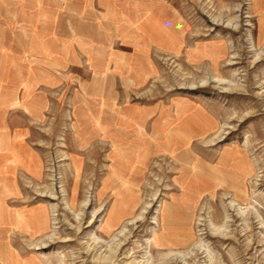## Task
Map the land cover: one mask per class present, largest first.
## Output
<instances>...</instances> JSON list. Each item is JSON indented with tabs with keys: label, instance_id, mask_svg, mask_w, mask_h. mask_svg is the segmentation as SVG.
I'll list each match as a JSON object with an SVG mask.
<instances>
[{
	"label": "rangeland",
	"instance_id": "rangeland-1",
	"mask_svg": "<svg viewBox=\"0 0 264 264\" xmlns=\"http://www.w3.org/2000/svg\"><path fill=\"white\" fill-rule=\"evenodd\" d=\"M4 79L0 264H264V0H0Z\"/></svg>",
	"mask_w": 264,
	"mask_h": 264
},
{
	"label": "crops",
	"instance_id": "crops-1",
	"mask_svg": "<svg viewBox=\"0 0 264 264\" xmlns=\"http://www.w3.org/2000/svg\"><path fill=\"white\" fill-rule=\"evenodd\" d=\"M6 81L7 80L4 79L0 82V179H2L3 182H6L5 184H2L3 186L14 187L13 184L7 182L13 178L11 176H5L8 169L4 166L9 165L11 168L10 171H37L39 157L33 149L26 145L27 143L24 142L22 128L18 124L13 125L12 119V105L14 101L13 93H28L33 90L29 85H20ZM30 97L23 95L24 100H22L21 96H18L19 100L17 102L20 103L23 101L22 104L24 103L23 105L26 108L38 107V103L34 104L30 102ZM107 131L110 133L111 130L108 128Z\"/></svg>",
	"mask_w": 264,
	"mask_h": 264
}]
</instances>
